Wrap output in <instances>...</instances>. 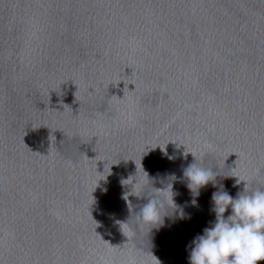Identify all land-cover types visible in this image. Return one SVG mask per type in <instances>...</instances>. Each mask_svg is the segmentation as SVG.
<instances>
[{"label": "water", "instance_id": "water-1", "mask_svg": "<svg viewBox=\"0 0 264 264\" xmlns=\"http://www.w3.org/2000/svg\"><path fill=\"white\" fill-rule=\"evenodd\" d=\"M188 152L264 188V0H0V264H189L218 187L148 236L120 183Z\"/></svg>", "mask_w": 264, "mask_h": 264}, {"label": "clouds", "instance_id": "clouds-1", "mask_svg": "<svg viewBox=\"0 0 264 264\" xmlns=\"http://www.w3.org/2000/svg\"><path fill=\"white\" fill-rule=\"evenodd\" d=\"M204 147L206 149L208 146ZM165 156L169 160L180 158L178 154H168L166 151ZM193 157L194 160L183 167L182 177H178L175 172L157 173L150 177L143 168L145 179L138 167L134 176L130 174L127 178L121 177V186L125 188L122 199L127 201L130 194L146 197V202L138 205V210L132 213L131 220H136V230L139 231L144 226L148 229L149 236L153 229L164 226L166 217L173 222L177 219L191 218L184 210L189 202L181 205L174 200V197L179 195L173 190L175 182L186 181V186L193 197L190 203L194 206L198 205L196 198L200 195L201 189L211 183L213 187L219 189L212 193L211 198L213 203L211 211L215 213L216 219L210 221V226L205 227L202 234H197L190 242L189 264H259L260 261H264V188L249 191L246 183L244 189L233 197L217 180V177H222L219 175L221 171L219 165L216 163L210 166L201 165L194 154ZM183 158L187 159L186 154ZM227 177L238 176L222 178ZM156 181L162 186L154 187ZM240 182L238 177L236 184ZM137 192L141 194L137 195ZM229 208L231 213L226 216ZM110 218L113 219V224L119 225L122 230L130 221L116 219L114 214Z\"/></svg>", "mask_w": 264, "mask_h": 264}]
</instances>
